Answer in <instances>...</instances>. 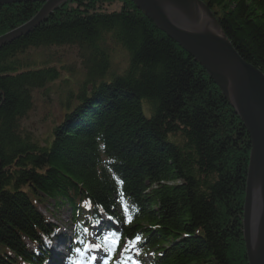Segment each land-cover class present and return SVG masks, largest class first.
Here are the masks:
<instances>
[{
    "label": "trees",
    "instance_id": "trees-1",
    "mask_svg": "<svg viewBox=\"0 0 264 264\" xmlns=\"http://www.w3.org/2000/svg\"><path fill=\"white\" fill-rule=\"evenodd\" d=\"M202 1L264 73V0ZM42 5L0 6V35ZM40 98L59 109L35 136ZM250 149L215 80L131 0H68L0 47V264H47L63 228L79 256L104 216L122 244L101 245L127 261L248 264Z\"/></svg>",
    "mask_w": 264,
    "mask_h": 264
},
{
    "label": "water",
    "instance_id": "water-1",
    "mask_svg": "<svg viewBox=\"0 0 264 264\" xmlns=\"http://www.w3.org/2000/svg\"><path fill=\"white\" fill-rule=\"evenodd\" d=\"M37 1L26 23L0 35V47L28 33L68 0H0V6ZM155 25L198 61L234 107L251 141L243 238L248 264H264V73L247 62L202 0H131Z\"/></svg>",
    "mask_w": 264,
    "mask_h": 264
},
{
    "label": "rangeland",
    "instance_id": "rangeland-1",
    "mask_svg": "<svg viewBox=\"0 0 264 264\" xmlns=\"http://www.w3.org/2000/svg\"><path fill=\"white\" fill-rule=\"evenodd\" d=\"M121 1H115L111 6H108L109 9H116L119 8L121 5ZM52 51V49H50ZM69 61L74 60V56L67 57ZM54 96V94H53ZM44 99H39L37 102V105L32 109V111L29 113V117L26 119V124L28 127H31L34 129L35 136H41L44 134L48 128L52 125V123L49 120H46L45 118L48 117V113L52 112V114L56 113L59 109V105L57 104V98L53 99L51 103H43ZM46 100V98H45ZM55 101V102H53ZM44 208L43 206H41ZM68 214L69 209L64 208L60 212V218L68 221ZM63 235H69V231H66V228H63L59 235L55 237L53 244H52V252L53 255H55V258L58 257V261L62 262L66 257V243H65V237ZM93 256V255H91ZM57 264V263H55Z\"/></svg>",
    "mask_w": 264,
    "mask_h": 264
},
{
    "label": "snow or ice",
    "instance_id": "snow-or-ice-1",
    "mask_svg": "<svg viewBox=\"0 0 264 264\" xmlns=\"http://www.w3.org/2000/svg\"><path fill=\"white\" fill-rule=\"evenodd\" d=\"M125 211H127V209H125ZM111 219V218H109ZM130 217H129V221H130ZM106 232H108V235L104 236L105 240L110 239L112 236H116V234L114 232H112L110 229H105ZM141 238L139 236L136 237V242H140ZM113 244L116 245L117 247L120 246L122 244L121 238L119 236H116V239L113 241ZM94 248L96 250H100L101 249V245L100 244H94ZM112 251H114L115 249H111ZM125 250H127V248H125ZM77 251H79V249H77ZM95 259V258H93ZM104 264H108L107 260L104 261Z\"/></svg>",
    "mask_w": 264,
    "mask_h": 264
}]
</instances>
